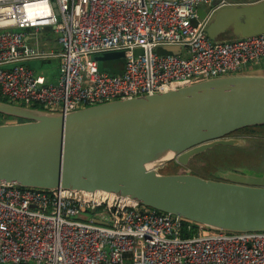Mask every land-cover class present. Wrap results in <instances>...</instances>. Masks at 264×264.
<instances>
[{"label":"built area","instance_id":"built-area-1","mask_svg":"<svg viewBox=\"0 0 264 264\" xmlns=\"http://www.w3.org/2000/svg\"><path fill=\"white\" fill-rule=\"evenodd\" d=\"M214 3L213 10L231 6L0 0V101L69 113L263 66L264 35L207 37L211 13L200 21L198 9ZM165 47L178 53H158ZM111 53L123 56L100 69L94 57ZM52 61L48 74L32 68ZM183 221L105 192L0 184V264H264V232L234 234Z\"/></svg>","mask_w":264,"mask_h":264},{"label":"water","instance_id":"water-1","mask_svg":"<svg viewBox=\"0 0 264 264\" xmlns=\"http://www.w3.org/2000/svg\"><path fill=\"white\" fill-rule=\"evenodd\" d=\"M215 7L200 17L211 13L205 28L211 41L264 35V1ZM162 51L177 54L178 48ZM122 56L94 59L102 69ZM0 114L16 120L0 124V184L105 192L209 229L264 232V172L234 168L212 179L155 167L167 161L187 167L216 147H244L232 134L264 125V76L212 78L69 113L0 101Z\"/></svg>","mask_w":264,"mask_h":264},{"label":"rangeland","instance_id":"rangeland-1","mask_svg":"<svg viewBox=\"0 0 264 264\" xmlns=\"http://www.w3.org/2000/svg\"><path fill=\"white\" fill-rule=\"evenodd\" d=\"M158 53L162 54L164 53L163 51H158ZM55 61H52V62H49V63H45V64H39V63H32V68L37 70V71H40L42 73H50L51 71H53V66L55 65ZM108 68H111L110 65H108ZM251 75H259V76H264V74H259L258 72L256 73H249ZM18 121V120H17ZM13 122H16L15 119H10V120H5L3 121L2 123H13ZM1 123V124H2ZM233 137H238V138H241V139H244L246 141L245 143V149H249L251 150L250 148L254 145H258L262 142H264V138L261 137V136H258L257 138V143L254 144V141L253 139H255L256 137L255 136H247V135H243V134H235L233 135ZM214 149L212 150H209V151H213ZM216 152L213 153V154H206L207 152H205V154L207 155V157H205L206 160H209L212 164H210L209 166H207V169L208 170H211V169H215L216 167L220 168V167H226L228 166V164H234L233 162H239L240 159H241V155H238V154H234V153H231L229 150L227 152H221V151H217L215 150ZM204 154V153H203ZM260 155V157H264V149L258 153ZM258 154H252V157L251 156H246V155H243L244 158L243 160H246V164L245 165H248L247 167L246 166H234L232 167L231 169L229 170H232L234 168H246V169H252V170H255V171H262L264 172V162H257L256 159L259 158V155ZM201 155V154H200ZM198 157V156H197ZM197 157H195L194 159H192L190 161V163L188 164V166L186 167L188 169V172L187 173H190L192 174L191 172L194 170V168H201L203 167L204 165V162H207L202 160V159H198ZM174 162L172 161H167V162H163V163H160L158 165H156L155 167L160 171L161 174H165L168 170H172V165H173ZM239 163H242V162H239ZM175 164V163H174ZM173 171V170H172ZM178 169L176 170L175 173H179L177 172ZM220 171H226V169H219L217 170V172H220ZM172 173V172H170ZM195 173V174H194ZM194 175H198L202 178H214V175H215V172L213 173V175H206V173L203 171L202 174L201 173H196V171H194ZM174 174V173H172Z\"/></svg>","mask_w":264,"mask_h":264},{"label":"trees","instance_id":"trees-1","mask_svg":"<svg viewBox=\"0 0 264 264\" xmlns=\"http://www.w3.org/2000/svg\"><path fill=\"white\" fill-rule=\"evenodd\" d=\"M109 72L112 73V72H114V70H111ZM32 108L42 110L41 109L42 107H39V106H32ZM10 119H14V118H11V117H8V116H4V115L0 114V124L3 121H5V120H10ZM235 134H243V135H247V136H255L256 138L253 139L254 144H255V143H257L258 136H261V137L264 138V125L248 127V128H244V129L238 130V131L234 132L232 134V136L235 135ZM250 149L251 150L245 149V146L244 147H216V148H214L213 151H208L206 154L207 155L208 154H213V153L216 152L215 150L221 151V152H227L229 150L231 153H234L235 155L236 154L241 155V159H240L239 162H242V163L233 162L234 164H228V166H226V167H220V168L216 167L215 169L208 170L207 166H209L212 163L209 160L205 159V157H207V155L204 153V154H201L198 157L197 156L196 157L198 159H202L203 161L205 159V161H207V162H204V165L201 168H194V170L191 173L193 174L194 171H196V173H198V174L201 173L202 174V172L204 171L206 173V175L209 176V175H213L214 172L216 173V171L221 169V168L229 170V169H231L234 166H246L247 167L248 165H245L246 164V160H243L244 158H242V157H244L243 155H246V156L248 155V156L252 157V154L260 153L264 149V142H262V143H260L258 145H255V146L253 145ZM256 160H257V162H264V157H260V155H259V158L256 159ZM177 169H178L177 172H180V173H182V172L183 173H187L188 172V169L186 167H181V166H178V165L173 163V165H172V170L173 171L172 170H168L165 174L175 173ZM170 172H172V173H170ZM183 224H184L185 227L190 226L192 228H196L198 226L196 224H193V223H190V222H187V221H183ZM189 235H190V233H188V231L185 230L184 231V236H189Z\"/></svg>","mask_w":264,"mask_h":264},{"label":"crops","instance_id":"crops-1","mask_svg":"<svg viewBox=\"0 0 264 264\" xmlns=\"http://www.w3.org/2000/svg\"><path fill=\"white\" fill-rule=\"evenodd\" d=\"M228 1L231 4V6H244V5H254V4L260 3V2H262L264 0H228ZM207 8L208 7H200L198 9V18H199L200 21H201L200 17H204L205 16ZM221 42H223V41H221ZM248 71H250L249 73L258 72L259 74H264V65L263 66L252 67Z\"/></svg>","mask_w":264,"mask_h":264}]
</instances>
